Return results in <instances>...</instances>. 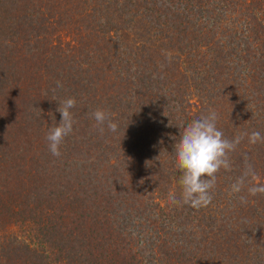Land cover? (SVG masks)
<instances>
[{
	"label": "trees",
	"instance_id": "obj_1",
	"mask_svg": "<svg viewBox=\"0 0 264 264\" xmlns=\"http://www.w3.org/2000/svg\"><path fill=\"white\" fill-rule=\"evenodd\" d=\"M73 97L57 157L46 137ZM210 110L240 143L208 206L173 203L182 125ZM252 132L264 0H0V264H264Z\"/></svg>",
	"mask_w": 264,
	"mask_h": 264
},
{
	"label": "clouds",
	"instance_id": "obj_2",
	"mask_svg": "<svg viewBox=\"0 0 264 264\" xmlns=\"http://www.w3.org/2000/svg\"><path fill=\"white\" fill-rule=\"evenodd\" d=\"M169 58L171 54H168ZM58 86L60 85L57 82ZM76 99L68 98L59 103L57 111L61 114V121L50 129L46 139L49 142V150L52 155H61L60 145L73 131L75 123L72 109L76 106ZM96 121V128L103 134L105 127L111 132L118 130V124L113 121L111 115L103 109H97L92 113ZM218 115L210 110L208 115L193 119L182 125L180 141L175 145L176 167L181 173L179 184L181 186V200H177L174 194L170 195L173 203L189 205L193 208L206 207L211 203V189L216 182V174L221 168L229 169V153L234 151L240 143L241 137L234 140L225 138L224 133L217 128ZM264 140L259 132H252L249 142L255 144ZM243 185V178L233 186L234 192H239ZM251 195L264 193V187L249 188Z\"/></svg>",
	"mask_w": 264,
	"mask_h": 264
}]
</instances>
